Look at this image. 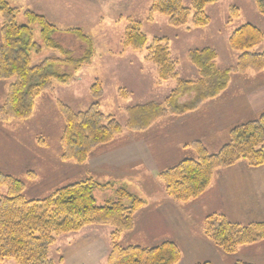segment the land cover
I'll return each mask as SVG.
<instances>
[{"label": "trees", "instance_id": "16d2710c", "mask_svg": "<svg viewBox=\"0 0 264 264\" xmlns=\"http://www.w3.org/2000/svg\"><path fill=\"white\" fill-rule=\"evenodd\" d=\"M217 2L189 0L186 7L182 0H153L148 20L160 15L172 27L192 25L203 28L209 25L206 8ZM253 3L258 14L264 17V0H253ZM228 11L229 22L238 18L237 7L232 6ZM17 15L19 10L11 8L6 0H0V82L7 83L6 97L0 105L1 122L30 119L39 97L53 85L68 84L67 75L55 71L54 66L72 62L70 58H48L33 65L32 58L40 54L41 45L35 42L32 28L38 29L40 42L46 48L63 55L65 51L53 37L58 29L44 16L28 10L22 13L25 24L19 25ZM130 23L124 32L123 46L134 52H146L145 59L156 68L158 85L168 81L175 83L163 104L151 102L125 109L124 128L131 132L142 133L162 119L196 111L203 103L222 94L234 74L259 75L264 72V51L258 49L264 35L253 24H244L228 36V48L236 59L227 69L217 68L218 56L212 48L188 51L186 58L197 72V78L188 81L179 79L178 65L171 59L167 40L154 38L147 46V38L139 25ZM65 33L90 43L78 28L66 29ZM186 88L196 90L194 97L177 105ZM90 91L93 102L84 112H74L61 101L56 102L63 123L59 139L62 162L84 165L96 148L110 144L123 131L113 116L100 110V84L96 82ZM185 148L191 150L194 157L184 158L159 174L166 196L179 204L204 194L217 170L240 162L252 169L264 166V112L233 127L227 143L217 153H208L199 141H193ZM117 183L103 185L88 176L55 190L46 198L27 199L21 181L0 173V190L5 189V194L0 195V264L9 261L14 264H55L50 258V250L56 238L77 233L90 225H109L113 229L106 264H179L181 251L172 241H163L153 247H122L119 244L121 235L134 229L135 213L144 202L125 188L114 191ZM95 190H110L114 195L98 205L93 194ZM202 236L222 254L231 256L241 247L264 241V222L242 225L228 221L223 215H210L204 219ZM62 263L61 258L58 264ZM234 264L252 263L236 261Z\"/></svg>", "mask_w": 264, "mask_h": 264}, {"label": "rangeland", "instance_id": "374dc122", "mask_svg": "<svg viewBox=\"0 0 264 264\" xmlns=\"http://www.w3.org/2000/svg\"><path fill=\"white\" fill-rule=\"evenodd\" d=\"M152 1L6 0L11 8L19 10V15L16 17L19 25L25 24L22 13L28 10L44 16L58 29L53 37L65 51L64 56L46 48L40 42L38 29L32 28L35 42L41 45L40 54L32 58L33 65L48 58L62 60L70 58L72 62L54 66L55 71L67 75L68 84L65 86L53 85L51 90L39 97L35 102L34 112L30 119L20 122L0 121V173L8 174L21 181L25 186L24 195L27 199L46 198L59 188L87 178L86 173H90L91 170L97 175L100 174L101 177L108 175L110 178H104V176L101 178L96 175L98 177L97 182L103 185L118 182L113 187L114 191L118 188H125L140 198L144 205H151L142 214V207L135 213L134 229L137 227V230L133 229L134 233L132 230L121 235L119 244L122 247L129 245L152 247L155 245L153 242L159 241L161 238H169L166 237L170 235L167 230L171 231L173 228L171 227L172 223L167 218L173 217V211L170 213L169 209L161 207L164 205L161 199L164 187L159 179V174L169 168L153 175L151 173L153 171L152 164L158 162V157H155L151 160L149 170L135 169L136 149L127 144H129L131 137L141 133L126 130L124 126L126 123L125 109L151 102L163 104L173 91L175 83L168 81L158 85L156 83V68L145 59L146 52H134L123 46L124 32L131 25L130 22L139 25V29L147 38V46L154 38L167 40L171 59L176 61L178 65L177 75L179 79L188 81H194L197 78L195 68L186 58L188 51L202 48L214 49L218 56L216 66L218 69L224 70L233 66L236 59V55L229 50L227 44L228 36L233 30L244 24H253L264 35V17L258 14L253 0H218L215 5L206 8L209 25L203 28H194L192 25L179 28L172 27L168 24L167 19L160 15H154L153 20L149 21L148 14ZM182 1L184 6L189 5V0ZM232 6L239 9V14L238 18L229 22L230 13L228 9ZM72 28L80 29L90 39V43L75 35L65 33L66 29ZM258 49L264 51V38ZM253 75V73L247 72L244 75L234 74L231 76L229 86L224 91V93L228 91L227 100L219 102L222 103V118L219 119L216 128L223 132L222 135L219 133L217 137H214L213 141L216 144L213 143L212 145L217 147L221 144L223 140L229 137L230 130L236 126L230 130L220 128L223 127L224 119L231 117L224 111V108L229 104L230 97L231 99L235 98L232 94L236 96L237 93L240 94L244 90L243 86L249 92L258 87L259 81L254 83ZM96 82L100 84L102 90V96L99 99L101 112L113 116L122 126L123 131L110 144L96 148L90 154L88 161L101 147H108L106 150L108 153L120 149L122 151L114 154L117 156L116 159L103 158L90 165L87 164L88 161L84 165L62 162L60 160L59 139L63 123L56 108V102L61 101L74 112H84L93 102L90 89ZM6 90L7 83L0 82V105L6 97ZM230 91L233 93L230 94ZM195 93L194 88H186L182 98L177 100V105L190 101ZM215 113L216 111L209 112V116L215 115ZM256 116L242 117L244 121L237 125L254 119ZM165 119L170 120L169 117ZM208 120L210 119H206V121ZM173 136V134H169V138ZM221 147L214 152L217 153ZM105 161L107 166L99 167V164L105 163ZM115 163L120 165L131 163L132 165L128 169L129 172L120 175L119 170H116ZM243 164L249 168L245 163ZM217 171L215 172L217 173ZM215 172L213 176L216 174ZM29 173H31L30 176ZM213 176L210 186L204 194L196 200L180 204L182 205L180 206L182 213L179 217L182 220L179 221L185 222V229L188 232H198L199 228L202 234L204 219L207 216L215 215L210 205L212 203L213 207L216 206L219 191L209 190ZM112 178L116 180L119 178L120 181L112 180ZM122 179L127 182L122 183ZM111 191L95 190L93 194L96 204L102 205L106 200H110L114 195ZM4 194L5 189L2 188L0 195ZM207 197L210 200L209 205L207 204ZM229 216L232 217V215ZM173 226L175 225L173 224ZM112 232L113 229L109 225H90L85 226L77 233L58 236L50 250V258L55 264H58L61 258L62 260L65 259L67 264H86L87 259H90L88 254L95 252L93 249L98 248H103L102 251L107 249L108 257L110 253L109 236ZM163 241L170 240H162L159 243ZM86 248V251H80ZM257 249H251L255 250L252 252L247 247H241L238 249V254L229 256L222 254L214 247L215 253L208 252L209 256H204L207 260L212 261H208L211 264H234L236 261L257 257L264 260V249L258 252ZM106 260L105 263L101 262L100 264H106ZM183 260L188 261L190 257L181 256L180 262ZM6 264L14 263L7 262Z\"/></svg>", "mask_w": 264, "mask_h": 264}, {"label": "crops", "instance_id": "0c3cea01", "mask_svg": "<svg viewBox=\"0 0 264 264\" xmlns=\"http://www.w3.org/2000/svg\"><path fill=\"white\" fill-rule=\"evenodd\" d=\"M257 80L259 83L255 90L249 92V90H246L243 84L242 86L244 90L240 94L237 93L235 96V94H232L233 92L230 91V94H232L235 98L231 99L230 97L228 101L229 104L226 105L224 111L231 117H226L224 119L222 123L223 127H220L221 129L227 128V130H230L233 126L244 121L242 117L250 118L264 111V73L253 75L254 83H256ZM226 92H223L220 97H217L214 100L205 102L194 113L186 114L185 116L181 117H169L170 120L163 119L152 125L146 132H142L137 136L134 135V137H131L129 144L127 145L136 149V155L134 156V160L136 159L135 169L149 170L151 160L155 157H158L157 164H152L153 171L151 172L153 175H156L162 170L176 165L184 158L194 157L191 150L184 148L185 145H188L193 141L201 142L208 153L214 154V151H216L228 140L227 137L217 147L212 145L215 143L213 141L214 137H217L219 133L221 134L223 132L222 130H218L216 127L218 126L217 123L219 119L222 118V103L219 102H222V100H227L226 98L228 96V91ZM213 111H216L215 115L209 116V112ZM206 119L210 120L206 121ZM169 134H173L174 136L169 138ZM211 135H213V137H211ZM107 148L108 147H101L100 149H97L98 152L96 151V153L93 154L91 160H89L87 164H95L98 162V160L103 158L116 159L117 156L114 154L122 151L120 149L115 150L112 153H108L106 152ZM102 165H106V161L105 163H100L99 167ZM114 165H116V170H119L120 175H122L129 172L128 169L132 164L124 163L120 165L115 163ZM135 169L133 168V170ZM86 174V176L92 177L94 180L98 181V177H96L97 173H93L92 170L90 173ZM97 176L101 177L100 174ZM103 176L104 178H110L108 175H102V177ZM213 177L212 185L209 190L219 191V194L217 195V202L215 204L216 206L213 207L212 203L210 205L213 213L225 216L230 222L243 225L257 221H264V167L258 169H249L243 163H239L238 165L229 169L217 171ZM118 179L116 180L115 178H112V180L120 181ZM121 182L125 183L127 181L122 179ZM162 195L163 196L161 199L164 205L161 207L169 209L170 213L173 211V217H167L172 223L171 227L173 228L171 231L167 230L169 232L168 234L170 235H167L166 237L169 238H161V240H157L153 242V244L156 245L160 241L166 239L176 243L181 251L182 257H190V260H183L179 264H197L202 261H210L207 260L204 255L209 256L208 252L215 253L213 245L202 236L199 228L198 232H188V230L185 229V222L179 221L182 220L181 217H179L182 213L180 212L182 211L180 207L182 205L171 201L164 194V190L162 191ZM207 200V204L209 205L210 200L208 197ZM150 206L151 205L143 204L141 214L145 212L146 209L150 208ZM229 215H232V217L237 219H234ZM173 224L175 226H173ZM134 230H137V227H135ZM247 248H249V250L252 252H255V250L251 249L258 248L256 250L258 252L264 249V242L247 246ZM102 249L103 248L93 249V251L97 253H89L88 258L90 259H87L86 264H100L101 262L105 263L108 250L105 249L102 251ZM86 250L87 248L80 251L84 252ZM236 254H238V251ZM243 261L252 264H264V260H261L259 257L255 259L249 258ZM6 263L7 262L4 264ZM63 263L67 264L65 259L63 260Z\"/></svg>", "mask_w": 264, "mask_h": 264}]
</instances>
